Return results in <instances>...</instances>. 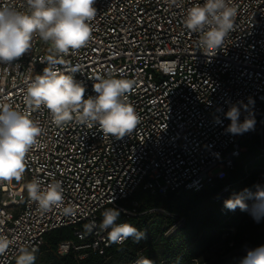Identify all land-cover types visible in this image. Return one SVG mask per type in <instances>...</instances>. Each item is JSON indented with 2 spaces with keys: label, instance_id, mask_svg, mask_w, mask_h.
<instances>
[{
  "label": "built area",
  "instance_id": "built-area-1",
  "mask_svg": "<svg viewBox=\"0 0 264 264\" xmlns=\"http://www.w3.org/2000/svg\"><path fill=\"white\" fill-rule=\"evenodd\" d=\"M19 6L23 0H11ZM204 0H96L88 45L63 58L61 70L78 67L74 79L86 88L85 99L97 95L95 78L109 75L135 80L129 100L140 116L136 129L117 139L105 137L98 124L75 120L56 126L46 109L31 110L24 102L27 82L42 74L48 45L36 39L33 48L10 65H0V97L18 110L29 112L43 128L38 144L26 157L20 182L0 184V235L11 245L0 264H12L23 248L38 250L46 236L73 227L75 239L59 244L58 254L91 250L105 254L112 245L100 227L105 208L138 217L136 193L177 195L213 186L229 176L246 151L245 143L259 134L257 158H264V0H232L237 8L234 29L223 48L207 55L199 36L183 26L186 9ZM251 98L252 103H249ZM243 101L242 122L251 116L254 128L242 135L226 133L224 117L231 104ZM244 166L246 176L253 173ZM37 178L43 186L61 181L62 209L41 211L28 198L25 184ZM255 185H264L259 173ZM230 190L225 186L217 196ZM152 211L154 209H151ZM149 210V211H151ZM166 236L185 224L175 212ZM116 223H125L117 219ZM87 226V227H86ZM232 231L234 228H231ZM128 238L117 244H124ZM88 253L80 254L81 259ZM143 255L131 263L137 264Z\"/></svg>",
  "mask_w": 264,
  "mask_h": 264
},
{
  "label": "clouds",
  "instance_id": "clouds-1",
  "mask_svg": "<svg viewBox=\"0 0 264 264\" xmlns=\"http://www.w3.org/2000/svg\"><path fill=\"white\" fill-rule=\"evenodd\" d=\"M96 0H23L17 6L11 0H0V65H10L30 49L36 39L48 45L47 65L42 74L27 82L23 99L29 112L46 109L56 126L76 121L81 124H98L105 137L117 139L132 133L140 123V116L129 100L136 81L127 78H95V97L85 99L86 88L74 79L78 67L61 70L63 58L70 51L84 48L92 39V21L97 16ZM176 5L178 0H168ZM237 8L232 0H204L186 9L183 26L199 36L198 45L207 55L216 53L234 29ZM0 97V184L20 182L26 171L27 154L37 146L43 128L29 112L18 110L11 102ZM249 103H252L249 98ZM243 101L231 104L224 117L230 120L226 133L242 135L254 128L251 116L241 122ZM28 198L44 212L53 208L62 209L64 214H75L73 206L64 205V188L61 181L43 186L33 178L26 182ZM255 191L245 189L244 194H233L224 201V206L234 211L239 207L247 212L256 223L264 220V185H254ZM251 201V203L246 202ZM100 227L108 230V239L121 242L134 237L138 229L130 223H116L120 212L105 208L101 213ZM87 227V226H86ZM12 241L0 235V256L8 251ZM240 264H264V245L246 250ZM33 250L23 248L15 257V264H34ZM138 264H152L141 258Z\"/></svg>",
  "mask_w": 264,
  "mask_h": 264
},
{
  "label": "trees",
  "instance_id": "trees-1",
  "mask_svg": "<svg viewBox=\"0 0 264 264\" xmlns=\"http://www.w3.org/2000/svg\"><path fill=\"white\" fill-rule=\"evenodd\" d=\"M259 141V134L247 141L246 151L237 159L229 176L215 180L213 186L207 185L198 192L188 191L179 195L174 192L167 195L151 194L145 190L136 193V198L141 203V212L164 207L180 216H183V212L186 219L183 227L170 236H166L165 233L174 222L171 217L169 226L163 230L152 226L149 229L145 253L132 250L131 245L146 229L148 212L129 218L120 213V219L138 229V234L129 237L124 244L112 243L105 254L83 249L61 256L58 254L59 244L64 240L76 238L73 227H62L50 232L44 244L34 251L36 257L34 264H131L139 255L152 261V264H240L247 254V249L264 245V220L256 223L239 207L230 211L224 206V201L233 194H244L245 189L255 191V179L259 173H264V158L256 157ZM246 164L253 167L256 172L246 176L244 171ZM227 185L230 186V190L223 198L217 199L218 193ZM182 194L190 199L177 202L175 198L180 199ZM246 202L251 203L249 200ZM235 219L239 222L233 225ZM225 233L227 235L222 240ZM218 240L224 242V252L214 254L213 257L203 256L211 248L212 243ZM41 252L45 254L40 256ZM83 253H88V256L81 259L79 255ZM12 264H15V260Z\"/></svg>",
  "mask_w": 264,
  "mask_h": 264
},
{
  "label": "rangeland",
  "instance_id": "rangeland-1",
  "mask_svg": "<svg viewBox=\"0 0 264 264\" xmlns=\"http://www.w3.org/2000/svg\"><path fill=\"white\" fill-rule=\"evenodd\" d=\"M255 172L256 171L253 170V173H255ZM175 199L177 200V202H183L185 200L188 201L187 199H190V198L183 196V194H182V195H180V199H177V198H175ZM170 213L171 212L164 207L163 208L159 207L153 211L151 210L150 212H148L147 213V215L149 216L147 218L148 225H147L146 229L143 231V233L140 235V237L132 243V245H131L132 250L139 252L141 254L145 253V251L147 249V247H146L147 240H149L148 239L149 238V229H151L152 226H154V225L156 226V228H160L161 230H163L164 228L169 226L170 217L172 218ZM182 215L184 216L183 212H182ZM172 220H174V219L172 218ZM238 222H239V220L235 219L232 224L236 225ZM226 235H227V233H225L222 236V240L225 238ZM222 240H218V241L212 243L211 248L203 256H210L211 255L213 257L214 254H217V253L222 254L224 252V242ZM43 254H45V252H41L40 256ZM229 255H230V253H229Z\"/></svg>",
  "mask_w": 264,
  "mask_h": 264
}]
</instances>
